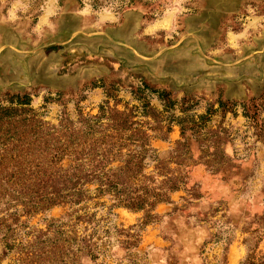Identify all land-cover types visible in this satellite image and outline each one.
<instances>
[{"label":"rangeland","instance_id":"rangeland-1","mask_svg":"<svg viewBox=\"0 0 264 264\" xmlns=\"http://www.w3.org/2000/svg\"><path fill=\"white\" fill-rule=\"evenodd\" d=\"M11 107L55 126L124 112L153 149L136 184L167 191L176 178L144 209L89 185L80 205L34 217L89 236L94 259L85 249L78 264H241L257 230L264 255V0H0V109Z\"/></svg>","mask_w":264,"mask_h":264},{"label":"trees","instance_id":"trees-1","mask_svg":"<svg viewBox=\"0 0 264 264\" xmlns=\"http://www.w3.org/2000/svg\"><path fill=\"white\" fill-rule=\"evenodd\" d=\"M20 103L30 104L29 99ZM102 112L103 107L100 116L83 118L80 124L61 121L55 126L39 121L33 108L0 109V120L6 121L0 128L7 123L4 134H14L1 142L0 260L12 254L14 264H78L85 249L93 258L89 236L79 235L71 219L44 218L45 228L31 224L34 217L55 206L85 202L90 198L89 185H95L99 193L110 192L131 209L167 201L169 192L178 188L176 178L169 179V192L154 183L137 185L144 160L153 151L147 135L124 112H114L108 124L103 123ZM127 131L139 138H124ZM127 146L134 148L122 154L121 148ZM113 163L120 165L114 167ZM76 219L80 221L81 216ZM258 233L252 231L247 240L249 253L241 264H264V255L256 252Z\"/></svg>","mask_w":264,"mask_h":264}]
</instances>
